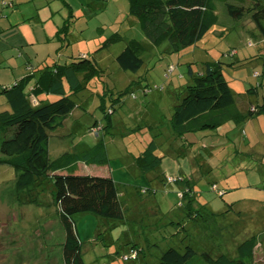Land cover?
<instances>
[{
  "label": "rangeland",
  "instance_id": "obj_1",
  "mask_svg": "<svg viewBox=\"0 0 264 264\" xmlns=\"http://www.w3.org/2000/svg\"><path fill=\"white\" fill-rule=\"evenodd\" d=\"M2 2L0 0V90L26 76V88L31 90L48 63L82 62L81 70H88L83 66L87 63L80 59L85 54L96 67V71L84 79L87 87L83 93H92L89 105L76 96L79 92L75 94L70 90V82L64 84L67 93L79 101L77 110L82 111L83 116L66 136L64 145H60L61 140L53 132L51 159L61 157V147H67L65 152L72 157L97 149V152H89V157L98 154L95 158L101 159L104 152L105 158L89 166L78 163L73 167L76 173L111 175L122 184L147 187L149 182L144 185L146 180L137 178L140 168L129 163L139 151L149 147L154 138L158 141L156 152L161 155L157 174L174 178L181 174L187 180L198 178L193 184L200 193L196 194L193 206L200 208V215L206 221L203 228H195L200 234L192 240L195 248L210 250L213 256L219 252L232 253L235 243L256 234L259 244L254 264H264V152H259L264 151V144L255 154H250L247 146L241 145L240 132L234 131L231 135L221 128L220 134H228L230 141L225 135L224 138L222 135L210 137L203 136L207 131L204 134L190 132L186 137L194 143L185 144V139L180 140L179 144L187 151L178 155L182 149L173 148L175 143L169 130L174 106L169 92H181V87L186 85L188 63L219 58L231 61L232 57L224 53L232 46L239 50L244 46L242 37L247 33L243 27L236 26L223 35L221 26L213 27L197 45L176 52L168 41L159 46H146L148 39L140 20L129 13V0H18L15 7H5ZM218 13L223 24L229 16L223 2L218 3ZM243 23L249 26L252 22L245 19ZM115 32L122 37L107 44ZM131 39L144 42L146 46L142 52L144 65L137 72L123 70L117 62L118 54ZM254 50L243 49L240 57ZM261 67L253 61L227 70V75L232 84L239 83L236 79L245 78L248 87L250 81L256 83L252 73L261 71ZM80 72L82 78L85 71ZM128 89L133 93L129 91L120 98V92ZM143 89L151 92L146 95ZM260 91L264 94V89ZM45 94L41 95L48 100L58 97L54 93ZM112 98H119L116 111L111 108ZM5 102L6 96L0 92V109L5 107L2 106ZM109 116H112L111 125ZM254 119L249 129L253 140L261 134L264 137V112L256 114ZM95 120L109 125L97 136L87 131V124ZM181 169L184 172H180ZM214 183L225 191L224 197L212 188ZM164 187L157 195L163 196L165 205L153 213L144 210L146 217L136 226L115 221L118 227L114 231L111 219L93 213L78 214L76 221L86 263L131 264L133 261H123L121 255L132 244L130 237L135 235L142 239L140 243L144 248L137 264H157L162 250L169 245H180L187 231L175 238L169 235L177 232L178 226L161 224L168 212L185 223L188 214L179 206L176 188L170 189L168 184ZM30 191H18L14 168L0 164V264H63L65 230L59 218V206L54 202L53 186L51 189L46 186L44 191ZM33 194L38 203L25 202ZM166 233L172 238L166 239ZM155 239L158 248L149 244Z\"/></svg>",
  "mask_w": 264,
  "mask_h": 264
},
{
  "label": "trees",
  "instance_id": "obj_2",
  "mask_svg": "<svg viewBox=\"0 0 264 264\" xmlns=\"http://www.w3.org/2000/svg\"><path fill=\"white\" fill-rule=\"evenodd\" d=\"M13 2L14 0H3L2 4L5 7H15ZM129 2L130 15L140 20L148 39V42H145L146 46H159L168 41L173 51L181 52L197 45L213 27L221 26L223 28L221 35L227 30H233L236 26L243 27L247 33L242 37L244 46L242 45L240 50L239 47L232 46L224 53L226 57H232L231 61L219 58L188 63V81L183 88L181 87V92L177 90L175 92L176 102L172 108L169 130L174 139V149L181 147L179 141L182 139L186 140L185 144L194 143L186 137L190 132L201 131L204 134L207 131L203 136L210 137L222 135L224 138L225 135L230 141L228 134H220L221 128L227 129L226 131L231 135L234 131L240 132L242 140H249L246 123L255 118L256 114L264 112V94L260 91L264 89V0H129ZM220 2L225 4L229 15L228 22L223 24L220 22L218 13ZM245 19H250L251 25H245L243 23ZM121 37L119 32H115L108 38L107 44ZM145 43L131 39L118 54L117 62L123 70L137 72L142 68L144 65L142 52L146 49ZM243 49L247 52L251 49L255 50L247 53L248 56L240 57ZM85 55L80 59L87 63L83 66L88 70H81L82 62L48 63L37 76L31 90L26 88L27 76L14 80L0 90L6 96V102L2 105L5 107L0 109V129H2L0 164L14 168L18 191L25 189L32 192L44 191L46 186L50 189L53 186L54 202L59 206V218L65 230L62 249L63 264H87L76 221L78 214L93 213L101 218L111 219L114 221L112 222L114 231L118 227L115 221L127 222L126 208L121 197L123 185L111 176L76 173L73 168L79 161L86 158L92 163L104 159V152L101 159H95L98 156L97 153L96 156L91 155L92 158H89L95 149L87 150V154L80 153L73 157L65 153L55 160H52L50 156L53 132L64 125L65 120L78 106L79 101L76 96L86 92L87 84L84 83V79L96 71L95 65L89 60L87 54ZM253 61L262 66L261 71L255 70L252 73L256 83L250 81L249 86H245V90L239 91L235 88V84L231 83L227 70L246 63L252 64ZM80 71H85L82 78L79 77V73H82ZM241 80V78L236 79L240 83ZM65 82H70V90L72 89L73 93L79 92L75 97L67 93L64 87ZM245 82L247 80L243 78L242 83L245 84ZM129 91L133 93L131 89H128L120 92L119 97L121 98ZM149 92L151 91L143 89L144 94L147 95ZM45 93L58 94V97L55 100H48L41 95ZM87 95L91 96L92 93L89 92ZM244 96L249 101L244 108H241L238 98L243 99ZM253 97L255 98L252 99ZM117 100L112 98L111 108L115 111ZM105 113L107 114L106 111ZM111 120L112 116H109V125L112 124ZM102 123L97 121L91 126L90 132L99 134L104 130ZM157 146L158 141L153 138L149 147L136 154V164L143 173L158 171L156 168L161 155L156 152ZM262 146H255L253 154L263 148ZM181 149V152L187 151L185 146ZM95 151L97 152V149ZM181 152L178 151V155ZM157 175L156 179L161 180L164 185L185 183L182 185L183 189L178 190L179 206L186 209L189 220L187 223L184 220L172 222L173 225L178 226L177 232L173 231L174 234L170 232L169 236L174 235L177 238L182 235V231L187 233L181 238L180 245H169L161 251L157 264H254L256 248L259 244V236L256 234L245 237L238 244L235 243L232 253L219 252L213 256L210 250L196 249L192 240L194 241L200 234L195 228H203L206 221V218L200 215V208L193 206L196 194L200 192L195 191L191 179L187 180L181 174L175 177L176 180L173 182L168 180L173 175ZM212 188L224 197L225 191L219 189L215 183L212 184ZM158 191L155 185L139 188L141 196L142 194L149 196ZM32 196L25 202L38 203L34 198L36 195ZM165 238L172 237L168 238L166 233ZM131 242L132 244L121 255L123 261H136L144 252L141 241L135 239ZM157 243L156 239L149 242L155 248L159 247ZM132 249L137 251V257L123 259V256L129 254ZM224 249H227L226 245Z\"/></svg>",
  "mask_w": 264,
  "mask_h": 264
},
{
  "label": "crops",
  "instance_id": "obj_3",
  "mask_svg": "<svg viewBox=\"0 0 264 264\" xmlns=\"http://www.w3.org/2000/svg\"><path fill=\"white\" fill-rule=\"evenodd\" d=\"M13 3L15 5L18 4V0H14ZM225 22H228V18H226ZM242 80H241V83L240 82L239 83H235V85H234L235 88H241V89L245 90V86L246 85L244 83H242ZM169 94L171 95V99L174 101L173 104H175V102H176L175 94L172 93V92H169ZM79 97L81 98V101L83 100L84 102H86L87 105H89L88 103L90 101V99H89L90 96L87 95V93H82L81 92V94H79ZM247 101H249V100H248V98L246 96H244L243 99H241L240 97L238 98V102H239V105L241 106V108H244L246 106ZM80 104H82V103L80 102ZM77 107L73 110L71 115L65 120L64 125L55 131L57 139L61 140L60 141V145H64V141L66 139V136L69 135L68 133L71 132V129L74 127L75 123L78 122V120L81 119L82 116H83L82 111L77 110ZM260 120H262L261 117L257 120L258 124H260ZM97 121L98 120H95L94 122L89 123L90 125L87 124V128H88L87 131L88 132H90L91 126L95 125L97 123ZM254 121H255V119L253 118V119L249 120L246 123V130H247V135H248V139H249L248 140V144H246V140H242L241 139V145H243V147L246 145L247 146V150L250 152V154L254 153L255 146H259V145L261 146V145L264 144V137L263 136H261V137L258 136L257 139L253 140L252 139L253 135L252 134L249 135V133H250L249 132L250 123H252ZM104 129H106L105 126H104ZM97 135L98 134H95V136H97ZM189 141H191V140H189ZM66 148L67 147H61L60 156H62L63 154L66 153L65 152ZM50 151H51V143H50ZM181 154H182V152H181ZM89 158H91V157H89ZM89 160L90 159L86 158L85 160L79 161L78 163L79 164L83 163L84 165H82V166H89L92 163V161H89ZM129 165H137L136 161H135V158L132 159V161L129 163ZM82 166H80V167H82ZM180 172H184V170L181 169ZM108 176H111V175H108ZM157 176H158L157 173L154 172V171L148 172V173H143L140 170L139 175L137 176V178L138 179H145L146 183H144V185L147 184V182H149V186L155 185V186L158 187L159 191L162 192V189H164L165 187H164V184H163L162 181L161 182L160 181L156 182V177ZM195 180H198V178L197 177L191 178V182L192 183H195L194 182ZM117 182H119V181H117ZM119 183L121 185H123V189L121 191V197L124 200V205H125L126 213H127V223L130 226H132V225L136 226V225H139V224L143 223V220L146 217V215H144L146 213L144 210L152 212V213H153V210L160 211L162 206L165 205V203H166V202H164L163 196L157 195L158 192L154 193V194H151L150 196H148V194H142V196H141L140 195L141 193H139L140 186H136L138 184L128 183L127 185H125V184H122L121 182H119ZM184 184H180V185L175 184L174 186H173V184L172 185L170 184L169 188L170 189L176 188V190L178 191V190L182 189V185H184ZM139 185H142V184H139ZM154 207H157V210ZM148 209H150V210H148ZM181 216H184V214L182 213ZM165 217L166 218L164 220V223H162L163 226H165L166 224H172V222L175 223L178 220L179 216H177L173 212H168V213H166ZM78 231L80 233L79 228H78ZM135 239L138 240V241H142L141 238L137 239L136 235L130 237V240H135ZM142 255H143V253L141 254V256ZM129 261H133L131 264H137L138 259L136 261H134V260H129Z\"/></svg>",
  "mask_w": 264,
  "mask_h": 264
},
{
  "label": "built area",
  "instance_id": "obj_4",
  "mask_svg": "<svg viewBox=\"0 0 264 264\" xmlns=\"http://www.w3.org/2000/svg\"><path fill=\"white\" fill-rule=\"evenodd\" d=\"M169 181L173 182L176 179L174 177H169ZM138 255L137 251L135 249H132L129 254H126L123 256V259L127 260L129 258H136Z\"/></svg>",
  "mask_w": 264,
  "mask_h": 264
}]
</instances>
